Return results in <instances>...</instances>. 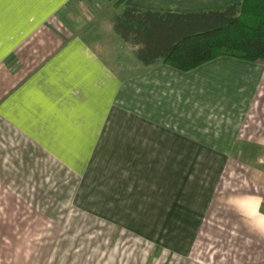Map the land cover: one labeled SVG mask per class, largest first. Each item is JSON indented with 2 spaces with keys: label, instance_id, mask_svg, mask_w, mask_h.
I'll use <instances>...</instances> for the list:
<instances>
[{
  "label": "crops",
  "instance_id": "0c3cea01",
  "mask_svg": "<svg viewBox=\"0 0 264 264\" xmlns=\"http://www.w3.org/2000/svg\"><path fill=\"white\" fill-rule=\"evenodd\" d=\"M14 1L0 4V49L16 39L13 58L0 66V212L7 210L0 214V264H63L55 232L37 233L30 246L21 231L15 247L8 211L29 183L31 156L117 167V184L105 180L96 215L112 231L93 226L74 264H149L159 250L165 264H215L195 262L191 251L233 161L264 173V165L247 162H264V61L220 56L187 72L161 61L146 65L136 55L139 45L113 22L127 8L184 14L241 0ZM28 16L42 19L16 29L14 18ZM105 21L108 33L100 38ZM78 128L91 137L84 156L74 145ZM70 166L80 176L88 170ZM256 192L231 201L251 245L264 241V193ZM142 245L149 249L144 259ZM248 255L245 264H252Z\"/></svg>",
  "mask_w": 264,
  "mask_h": 264
},
{
  "label": "rangeland",
  "instance_id": "374dc122",
  "mask_svg": "<svg viewBox=\"0 0 264 264\" xmlns=\"http://www.w3.org/2000/svg\"><path fill=\"white\" fill-rule=\"evenodd\" d=\"M11 2L14 3L15 1L3 0L0 4H2L3 8H10L9 4ZM94 8L96 9L95 6ZM18 11H24V9L21 8ZM28 18H37L40 21L42 19V17L33 16L26 18L15 17L13 22L15 23V27H17L16 29L29 30L30 28L26 23ZM66 18L70 19V17ZM33 23V20L29 21L30 26ZM104 24L106 27L104 26V31H100V38L105 37L108 33L105 29L108 27L107 21ZM16 31L19 30H15V33ZM62 32L63 37L66 34L70 35L68 31ZM2 33L3 35L0 34V41L6 34L3 31ZM9 34L11 36V33ZM14 40L16 39L12 38L10 40L11 43ZM11 43L0 49V66L3 62H7V60L9 61L13 58L10 52ZM120 47L121 43L117 45V49H120ZM81 119L84 118L78 113L76 120L82 123ZM79 129H77L79 134L75 140L77 143L74 145L77 146L78 151H81L84 156L86 148L88 149L90 146L91 137L88 139L81 137ZM73 137L74 134L71 138ZM32 155L35 156L36 153ZM59 162L62 166H59ZM247 162L253 165H264V162H259L261 164L252 160ZM70 164L74 165V167L83 165V168L85 170L88 168V170L84 171L80 176V173L78 174L73 171L74 169ZM233 165V167L227 168V171L223 175L222 186L224 189L217 193L218 198L216 197L217 200L212 203L211 209L203 222L201 235L191 251V257L195 259V262H198V260L203 262L205 260L215 264H245L246 254L252 251L253 256L249 257L248 255L247 259L252 261V264H264V241L254 239L249 240V242L253 241L252 245L247 244V241L243 237L245 233L244 219L231 206L236 198L241 197L243 193H252L253 189L258 193H264V173L258 176L254 170L236 161H233ZM30 167L29 183L21 186L24 189L23 191L14 193L15 207L12 213L8 211V215L13 214L12 227L15 233V247L21 246V239L17 236L21 231H26L30 239H34L37 237V233L43 231L50 233L46 234V238H51L55 232L61 235L62 238V263L74 264L78 253H80L83 247L86 234L91 231L93 226L98 231H112V229L106 228L105 224L102 226L100 224L102 222H98L99 219H96V215L102 214V196L105 180L110 178L111 184H117V167L115 165L106 167L104 161L101 159L64 161V159L50 160L48 157L45 160L32 159V156ZM77 186L79 187V191L74 197ZM19 200L20 206L17 205V201ZM74 200L77 201L74 202ZM6 211V209H3L0 214L6 215ZM12 227L10 225H3V230L4 228L11 230ZM161 230L164 231V229ZM16 238L19 240H16ZM32 244L33 241L31 239L30 246ZM46 246L48 247L49 244H46ZM145 246L142 245L140 246L141 248L137 247L143 255L142 259H144V255L147 256L149 253L148 247ZM157 256V261L154 260L155 255H152V258H149L147 262L149 264H165V256H162L160 250ZM142 262L145 261L143 260Z\"/></svg>",
  "mask_w": 264,
  "mask_h": 264
},
{
  "label": "trees",
  "instance_id": "16d2710c",
  "mask_svg": "<svg viewBox=\"0 0 264 264\" xmlns=\"http://www.w3.org/2000/svg\"><path fill=\"white\" fill-rule=\"evenodd\" d=\"M113 25L139 45L136 55L146 65L161 61L187 72L220 56L264 61V0L184 14L127 8Z\"/></svg>",
  "mask_w": 264,
  "mask_h": 264
},
{
  "label": "snow or ice",
  "instance_id": "6c2138e0",
  "mask_svg": "<svg viewBox=\"0 0 264 264\" xmlns=\"http://www.w3.org/2000/svg\"><path fill=\"white\" fill-rule=\"evenodd\" d=\"M3 2V0H0V3H2Z\"/></svg>",
  "mask_w": 264,
  "mask_h": 264
}]
</instances>
